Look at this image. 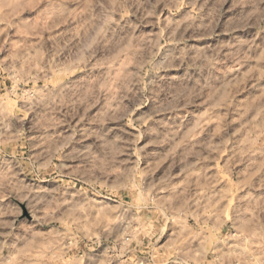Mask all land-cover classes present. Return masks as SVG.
<instances>
[{
    "label": "rangeland",
    "instance_id": "obj_1",
    "mask_svg": "<svg viewBox=\"0 0 264 264\" xmlns=\"http://www.w3.org/2000/svg\"><path fill=\"white\" fill-rule=\"evenodd\" d=\"M0 264H264V0H0Z\"/></svg>",
    "mask_w": 264,
    "mask_h": 264
}]
</instances>
